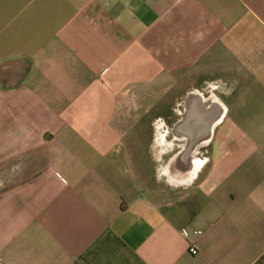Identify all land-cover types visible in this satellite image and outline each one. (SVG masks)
Segmentation results:
<instances>
[{"label": "crops", "instance_id": "1", "mask_svg": "<svg viewBox=\"0 0 264 264\" xmlns=\"http://www.w3.org/2000/svg\"><path fill=\"white\" fill-rule=\"evenodd\" d=\"M194 92L225 113L174 185ZM0 264H264V0H0Z\"/></svg>", "mask_w": 264, "mask_h": 264}, {"label": "water", "instance_id": "2", "mask_svg": "<svg viewBox=\"0 0 264 264\" xmlns=\"http://www.w3.org/2000/svg\"><path fill=\"white\" fill-rule=\"evenodd\" d=\"M212 105L210 111L207 106ZM225 113L224 106L213 96H206L201 92H194L187 97L179 119L171 129L176 141L181 143L177 152L168 160L163 170V176L174 185H188L195 179L198 167L191 164L190 170L181 177L180 170H176L177 163L193 158L199 154L211 141L215 127L221 122Z\"/></svg>", "mask_w": 264, "mask_h": 264}, {"label": "rangeland", "instance_id": "3", "mask_svg": "<svg viewBox=\"0 0 264 264\" xmlns=\"http://www.w3.org/2000/svg\"><path fill=\"white\" fill-rule=\"evenodd\" d=\"M157 166H158L157 164L153 165L151 163L150 169H146V170H142L141 169V171H140V173H141V180L143 182V186H145L148 190L151 189V191L154 190L156 192H157V187L159 185L165 184L163 182L164 180L163 181L162 180L161 181H158L157 176H159V172L156 170V167Z\"/></svg>", "mask_w": 264, "mask_h": 264}, {"label": "built area", "instance_id": "4", "mask_svg": "<svg viewBox=\"0 0 264 264\" xmlns=\"http://www.w3.org/2000/svg\"><path fill=\"white\" fill-rule=\"evenodd\" d=\"M181 234L189 243V253L191 255H198L200 253V246L197 238L201 236L202 232L199 230L190 232L187 229H183Z\"/></svg>", "mask_w": 264, "mask_h": 264}, {"label": "bare ground", "instance_id": "5", "mask_svg": "<svg viewBox=\"0 0 264 264\" xmlns=\"http://www.w3.org/2000/svg\"><path fill=\"white\" fill-rule=\"evenodd\" d=\"M211 106H212V105L207 106V108H208L210 111H212V109H213V106H212V108H211Z\"/></svg>", "mask_w": 264, "mask_h": 264}]
</instances>
